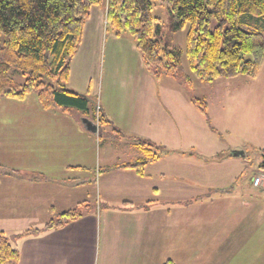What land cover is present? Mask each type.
Wrapping results in <instances>:
<instances>
[{"label":"crops","instance_id":"crops-1","mask_svg":"<svg viewBox=\"0 0 264 264\" xmlns=\"http://www.w3.org/2000/svg\"><path fill=\"white\" fill-rule=\"evenodd\" d=\"M104 14L91 8L67 86L98 102L128 139L105 150L79 116L43 111L35 95L0 99V167L16 172L0 176V233L3 218L16 214L20 234L81 213L62 228L16 239V264H264V193L251 182L245 192L233 186L236 166L228 154L218 157L222 146L180 145L183 130L193 134L197 109L175 80L155 81L134 44L112 37L102 69ZM131 137L177 160L157 159L142 175L117 169L143 158Z\"/></svg>","mask_w":264,"mask_h":264},{"label":"trees","instance_id":"trees-1","mask_svg":"<svg viewBox=\"0 0 264 264\" xmlns=\"http://www.w3.org/2000/svg\"><path fill=\"white\" fill-rule=\"evenodd\" d=\"M155 3L166 6L173 33L188 25L185 56L196 80L257 78L264 64V35L244 29L240 20L264 18V0H0V99L22 101L35 95L43 111L79 116L96 124L99 138L109 125L117 139H128L96 101L68 88L70 64L81 45L91 8L101 7L112 33L133 39L143 67L156 82L171 78L189 94L192 82L181 66L183 52L162 39L163 27L152 16ZM246 21L252 26L253 21ZM17 74L23 83H18ZM190 100L209 123L205 102L191 96ZM129 140L143 158L117 169L142 175L156 161L154 149L159 146L143 138ZM260 156L258 169L264 171V150ZM15 173L0 167V176ZM80 217L77 209L61 213L42 230L27 231L15 239L62 228ZM19 259V251L0 233V264H16Z\"/></svg>","mask_w":264,"mask_h":264},{"label":"rangeland","instance_id":"rangeland-1","mask_svg":"<svg viewBox=\"0 0 264 264\" xmlns=\"http://www.w3.org/2000/svg\"><path fill=\"white\" fill-rule=\"evenodd\" d=\"M152 16L158 18L159 22L157 23L163 27L162 39L174 47L181 49L183 52L181 66L185 75L192 82L189 97L191 96L196 100L204 101L206 104L209 123L196 110V115L189 117V125L192 126L189 131H193V136L183 130V135L180 138L183 141H181L180 145L187 147V144H191L194 147L197 146L202 149L214 147L215 144L222 146L223 151H221L220 155L224 157L225 154H228L225 157L228 163H233L236 166V180H234L233 186L245 192L250 187L249 184L253 178L258 174L264 173V171L258 169L262 161L260 151L264 150V64L257 78L254 80L240 76L230 80L220 79L212 83H202L193 77L185 56L188 25L183 30L173 33L171 30L172 21L168 15L166 6H161L157 3L153 7ZM246 20L253 21L252 26H249ZM240 24L244 29L257 31L264 35V18L245 19V17H241ZM112 37L124 44H134L133 39L128 34L116 37L108 26L104 14L100 46L102 69L105 66L107 51L109 50ZM120 57L123 68L127 67L128 62L123 52ZM16 76L18 82L23 81L22 76L19 74ZM256 94L263 95L258 98H253L252 96ZM100 138V146L104 147L105 150H107L106 146L114 144L110 142L111 140L113 142L119 141V139L113 136L110 127L104 129ZM114 146L116 145L114 144ZM156 146H159V148L154 149V154L157 157L156 160L160 159V163L165 160H177L170 155L166 159V155L169 154L166 150L167 148L158 144ZM179 156L178 158H180ZM261 191L263 192V190ZM90 206L92 210H97L94 201L90 202ZM99 208L104 209L102 201L98 205ZM17 216L16 214L12 219L3 218L4 231L7 230L5 233L13 248L16 246V239L14 237L22 234L16 233L23 230V228L15 227L14 223H12ZM42 218L44 219L45 216ZM56 218L57 216L53 220ZM43 219L42 221H44ZM48 221L49 218L47 217L45 222Z\"/></svg>","mask_w":264,"mask_h":264},{"label":"built area","instance_id":"built-area-1","mask_svg":"<svg viewBox=\"0 0 264 264\" xmlns=\"http://www.w3.org/2000/svg\"><path fill=\"white\" fill-rule=\"evenodd\" d=\"M251 184L254 188L262 189L264 191V173L256 175Z\"/></svg>","mask_w":264,"mask_h":264},{"label":"water","instance_id":"water-1","mask_svg":"<svg viewBox=\"0 0 264 264\" xmlns=\"http://www.w3.org/2000/svg\"><path fill=\"white\" fill-rule=\"evenodd\" d=\"M82 122V126L83 128L92 133V134H96L98 131V126L96 124H93L91 121L87 120V119H83L81 120Z\"/></svg>","mask_w":264,"mask_h":264},{"label":"bare ground","instance_id":"bare-ground-1","mask_svg":"<svg viewBox=\"0 0 264 264\" xmlns=\"http://www.w3.org/2000/svg\"><path fill=\"white\" fill-rule=\"evenodd\" d=\"M252 185V184H251Z\"/></svg>","mask_w":264,"mask_h":264}]
</instances>
